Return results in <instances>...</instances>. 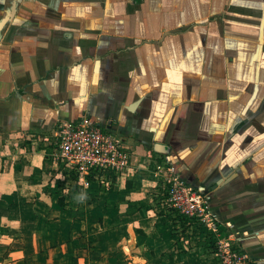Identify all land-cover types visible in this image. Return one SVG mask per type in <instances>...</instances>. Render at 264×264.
Masks as SVG:
<instances>
[{
	"label": "crops",
	"instance_id": "obj_1",
	"mask_svg": "<svg viewBox=\"0 0 264 264\" xmlns=\"http://www.w3.org/2000/svg\"><path fill=\"white\" fill-rule=\"evenodd\" d=\"M82 112L162 155L264 264V0H0V264H205L144 175L45 181L37 137Z\"/></svg>",
	"mask_w": 264,
	"mask_h": 264
},
{
	"label": "built area",
	"instance_id": "obj_2",
	"mask_svg": "<svg viewBox=\"0 0 264 264\" xmlns=\"http://www.w3.org/2000/svg\"><path fill=\"white\" fill-rule=\"evenodd\" d=\"M37 138L48 148L45 159L49 165L74 175L76 186L87 187L90 178L108 186L138 172H152L160 182V196L167 209L190 228L196 225L214 238L208 264H254L240 242L225 233L211 215L206 195L182 181L174 168L154 152L145 156L148 162L144 166L142 157L137 158L129 142L85 114L78 120L58 122L48 135Z\"/></svg>",
	"mask_w": 264,
	"mask_h": 264
},
{
	"label": "rangeland",
	"instance_id": "obj_3",
	"mask_svg": "<svg viewBox=\"0 0 264 264\" xmlns=\"http://www.w3.org/2000/svg\"><path fill=\"white\" fill-rule=\"evenodd\" d=\"M82 113H81L80 117H82L85 114V113H83V114ZM100 125H102V124H100ZM133 144L135 145V143H133ZM148 152H151V153L154 152V154H156L157 156L162 157V155L153 151L151 148H147V149L139 148V152L135 151V155L137 156V158L142 157L141 159H142V163L144 164V166L148 162L147 159H145V156L148 154ZM146 158H147V156H146ZM162 158H164V157H162ZM50 172L53 174L56 173V171H53V170ZM60 172H61V174H60L59 178H57L58 180H56L54 175H52V176L51 175H45L46 176L45 181H47L49 178L50 181L58 182V183H56V185H58L59 187H61L63 189L67 188L68 190H70V187H68V186H71V184L75 181L74 175L67 173V170H61ZM136 174L141 175V176L144 175L145 178L143 180H145L146 181L145 183H148L147 185H149L146 187L147 189L145 192L146 193L145 199L147 197H149V195H151L150 196L151 198H155L153 200V205L156 207V209H159L158 210L160 212L159 214H164L166 216L167 219H166L165 223L169 227V229H171V231H176V233L178 235H180L182 238H184V240H188L189 243L194 244L195 246L198 245L200 248L199 251L204 254L203 261H205V264H207L206 262H209L210 251L214 245V238L209 237V233L207 230H205L203 228H199L196 225H192L190 228L189 226H187V223H185V221L182 220V218L176 216L172 211L167 209L164 200H162V198L160 196V194H162V188H161L160 182L158 181V178L154 177L152 172L142 171V172H138ZM39 225H40V223L33 224L32 229L34 230V228H35V230H36V228H38ZM225 233H227V232H225ZM234 238L237 240L236 237H234ZM242 247L244 248V246H242ZM245 251H246V249H245ZM250 258L252 259V257H250Z\"/></svg>",
	"mask_w": 264,
	"mask_h": 264
},
{
	"label": "trees",
	"instance_id": "obj_4",
	"mask_svg": "<svg viewBox=\"0 0 264 264\" xmlns=\"http://www.w3.org/2000/svg\"><path fill=\"white\" fill-rule=\"evenodd\" d=\"M75 181H76V178H75ZM88 181H89V184H99V183H97V182H95L93 179H88ZM99 186H103V185H101V184H99Z\"/></svg>",
	"mask_w": 264,
	"mask_h": 264
}]
</instances>
